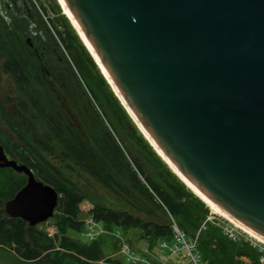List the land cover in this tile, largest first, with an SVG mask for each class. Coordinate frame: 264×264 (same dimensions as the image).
<instances>
[{
  "label": "water",
  "instance_id": "obj_1",
  "mask_svg": "<svg viewBox=\"0 0 264 264\" xmlns=\"http://www.w3.org/2000/svg\"><path fill=\"white\" fill-rule=\"evenodd\" d=\"M121 99L171 165L264 239V0H62ZM25 176L3 204L28 226L58 195Z\"/></svg>",
  "mask_w": 264,
  "mask_h": 264
},
{
  "label": "trees",
  "instance_id": "obj_2",
  "mask_svg": "<svg viewBox=\"0 0 264 264\" xmlns=\"http://www.w3.org/2000/svg\"><path fill=\"white\" fill-rule=\"evenodd\" d=\"M68 25L58 30L49 17L42 22L47 45L40 35L32 37L28 46L20 23L15 38L10 32L11 39L0 37V76L10 79L18 95L15 100H0V119L8 130L0 128V146L8 158L27 166L58 195L55 219L49 223L56 234L49 237L36 225L4 214V202L24 185L25 176L0 169V256L9 264H122L119 256L100 260L94 244L100 237L77 243L66 235L67 231L80 235L78 207L84 201L91 206L87 215L106 230L139 229L136 240L151 251L158 242H169L172 233L170 222H144L132 214L146 204L168 215L187 238H193L205 216L201 206L183 198L173 179L136 147L139 143L131 136L134 126L119 103H113L109 93L103 95L102 88L110 91L107 81L89 72L85 62L89 54L76 50ZM48 157L55 158L57 165ZM74 167L113 195L119 208L108 207L80 189L71 179ZM125 241L132 249V242ZM212 243L215 247H206ZM196 249L201 259L211 258L209 264H234L232 253L257 264L260 256L247 244L227 240L210 224L198 233Z\"/></svg>",
  "mask_w": 264,
  "mask_h": 264
},
{
  "label": "rangeland",
  "instance_id": "obj_3",
  "mask_svg": "<svg viewBox=\"0 0 264 264\" xmlns=\"http://www.w3.org/2000/svg\"><path fill=\"white\" fill-rule=\"evenodd\" d=\"M48 17H49V19L53 20V22H54V24H55V26L57 27L58 30H62L63 29L62 27H63L64 24L66 26L68 24L70 25L71 28H68V29L70 31L72 29L74 31L75 35H76L75 36L73 31H71V35L75 39V43L74 44H75L76 50L78 52L83 51L85 54L86 53L89 54V55L87 54L89 56V57L87 56L88 59L87 60L85 59L86 64L90 68L89 72L92 73L95 77H100V75H101L103 77V79H105L104 81H107L105 76L102 74L99 66L97 65V63L95 62V60L93 59L91 54L88 52V50L85 47V45L83 44V41L81 40L80 36L78 35V32L74 28L72 22L70 21L68 16L64 13V10L61 7V5H60L58 0H49ZM69 25H68V27H69ZM76 37H78V38H76ZM84 48H85V50H84ZM90 57L92 58L93 61L90 60L91 59ZM94 64L96 65V70H95ZM106 84H108V87H109L110 91L106 88L107 91H109V92H107L104 88L101 87L103 89V91H102L104 93L103 95L106 96V94L109 93L110 97H112L111 99H113V103L114 102H116V103L118 102L120 107L122 108V110L125 112V114L129 118V120L131 121L132 125L135 128V129L131 130V132H132L131 136L137 141V143H139L140 146L138 144H136V147L141 151V153L145 152L144 154L149 156V159H151V162L155 163L158 167H160L163 170V172L167 176H169V177H171V179H173L172 181L174 182V185L182 191L183 198H186L192 204H195V205L197 204V205L201 206V211L203 213H205V216H203L204 218L206 216L210 215L211 217H214L216 219L224 221L225 223H228V221H226L222 217V215H220L214 209H212L207 204H205L200 198H198L195 195V193L192 192V190H190V188H188L177 177V175L170 169V167L156 153V151L151 146L149 141L144 137V135L142 134V132L140 131L138 126L134 123V121L131 118V116L127 113L126 109L123 107L121 101L116 97V95H115V93L113 91V88L108 83V81L106 82ZM17 97H18L17 92H16L14 86L12 85V83L10 82V79L7 76H5V75H1L0 76V100L3 101L5 98H9V99L15 100ZM14 104H16V101L14 102ZM7 110H9V109H7ZM0 128L5 130L6 132H8L7 128L4 126V124H3L1 119H0ZM122 141L123 140H121V142ZM129 154L132 155L134 160L138 161L141 165H143L142 162L139 160V158L135 155V152L132 153L130 151ZM48 159H49L50 162L55 163L57 165V161H55V158L48 157ZM61 165H63V164H61ZM150 165H152V163ZM73 169H74V171L71 174V179L80 189H82L83 191H86L92 197H96V199L98 201H100L102 204H104V205H106L108 207L115 208V209L119 208V204H118V202L116 201V199H115V197L113 195H110L109 192H107L106 190L101 188L99 185L95 184L89 177H87L84 173H82L76 167H74ZM144 169H146L145 166H144ZM63 172L65 173V175H66V173H68L67 171H63ZM90 207L91 206H90V204L88 202H86V201L82 202L79 205V207H78L79 208L78 219L82 220V219L86 218L88 216L86 212L90 209ZM132 211L131 212H132V214L134 216L138 217L141 221H144V222L148 221V222H156V223H160V224H165L167 222H170L169 220L171 219V218L168 217V215L164 216V213L162 214L161 210L160 211H159V209L155 210L153 208V206H151L149 204H146V206L143 209H139L137 211L136 210H132ZM204 218H203V220H204ZM50 219H52V221L55 219V211H53V215H52V217ZM50 219H48L44 223L37 224L36 225L37 228L39 230H41V229L46 230V227H47L46 225L51 223ZM101 227H103V226L101 225ZM197 231H198V229L196 230V232L194 234H196ZM115 232H117L122 239L130 240L132 242V248L135 249V250H138L141 247L146 246V245H144V243L142 241L136 240L139 237L140 233H141V231L139 229H136V228L128 229L125 232H121V231L117 230ZM66 235L68 236V238L71 241H74V242H77V243H84V241H85V240H83L80 237V235L76 234L73 231H67ZM99 237L100 238L94 244L96 246V249L100 253V260L103 261L104 259H111L113 261V260L118 259L119 257H118V255L116 253L117 252V247H118L117 246V240H114L109 235H103V236H99ZM242 244H244V243H242ZM206 247L211 249V248L215 247V245H214V243H212L210 246L207 245ZM213 251H214V253L219 255V253H218V251L216 249H214ZM230 257H231V259H232L234 264H256V262H253L252 259H250V258H248L246 256H243V255H238V254H233L232 253V254H230ZM199 259H200V262L202 264H209V260H211V258H209V257H203L201 259L200 256H199ZM245 261H246V263H245ZM0 264H9V261H7L3 256H0ZM181 264H186V262L182 261ZM215 264H219V262L218 263L215 262Z\"/></svg>",
  "mask_w": 264,
  "mask_h": 264
},
{
  "label": "built area",
  "instance_id": "obj_4",
  "mask_svg": "<svg viewBox=\"0 0 264 264\" xmlns=\"http://www.w3.org/2000/svg\"><path fill=\"white\" fill-rule=\"evenodd\" d=\"M82 224L80 237L85 241L90 242L103 235H109L117 240V255L122 259V264H181L182 261H185L186 264H202L196 249V239L198 233L205 230L207 224L220 229L227 240L242 242L255 249L260 254L257 264H264V245L262 243L255 241L229 222L225 223L210 215L204 218L197 233L191 239L187 238L170 219L171 240L169 242H158L152 251L146 246L138 250L131 249L117 232L105 230L100 223L95 222L89 215L82 219ZM46 226V230H44L46 235L49 237L54 236L56 234L55 227L49 224Z\"/></svg>",
  "mask_w": 264,
  "mask_h": 264
},
{
  "label": "flooded vegetation",
  "instance_id": "obj_5",
  "mask_svg": "<svg viewBox=\"0 0 264 264\" xmlns=\"http://www.w3.org/2000/svg\"><path fill=\"white\" fill-rule=\"evenodd\" d=\"M49 0H0V37L8 40L15 38L16 24L20 23L26 35L24 42L31 46L30 39L35 37L48 44V33L42 22L48 19ZM8 32L12 33L9 37ZM29 33V34H27ZM11 39V38H10Z\"/></svg>",
  "mask_w": 264,
  "mask_h": 264
},
{
  "label": "bare ground",
  "instance_id": "obj_6",
  "mask_svg": "<svg viewBox=\"0 0 264 264\" xmlns=\"http://www.w3.org/2000/svg\"><path fill=\"white\" fill-rule=\"evenodd\" d=\"M61 7L64 10V13L68 16V18L70 19V21L72 22L74 28L76 29V31L78 32V35L80 36L81 40L83 41V44L85 45V47L87 48L88 52L91 54V56L93 57V59L95 60V62L97 63V65L99 66L102 74L105 76V78L107 79L108 83L111 85V87L113 88V91L116 95V97L121 101L123 107L126 109L127 113L131 116V118L133 119L134 123L138 126V128L140 129V131L142 132V134L144 135V137L149 141V143L151 144V146L154 148V150L156 151V153L163 159V161L170 167V169L177 175V177L188 187L190 188V190H192L193 193H195V195L200 198L205 204H207L209 207H211L212 209H214L217 213H219L220 215H222V217L228 221L230 224H232L233 226L239 228L240 230H242V232L246 233L247 235H249L251 238H253L255 241L260 242L262 244H264V239H262L261 237H259L258 235L254 234L252 231H250L249 229H247L246 227H244L243 225H241L240 223L236 222L235 220H233L231 217H229L228 215H226L225 213H223L222 211H220L218 208H216L214 205H212L209 201H207L200 193H198V191L171 165V163L164 157V155L160 152V150L155 146V144L151 141V139L149 138V136L147 135V133L143 130V128L139 125V123L137 122V120L134 118V116L131 114L130 110L127 108V106L125 105V103L123 102V100L121 99L119 93L117 92L116 88L114 87L113 83L111 82V80L109 79L108 75L106 74L104 68L101 66V64L99 63L98 59L96 58L95 54L93 53V51L91 50L90 46L88 45L87 41L85 40L84 36L82 35L81 31L79 30V28L77 27L75 21L72 19L69 11L67 10V8L65 7L64 3L62 0H58Z\"/></svg>",
  "mask_w": 264,
  "mask_h": 264
}]
</instances>
